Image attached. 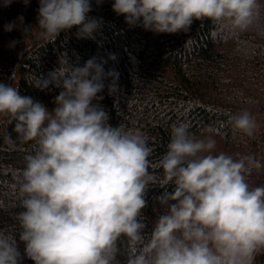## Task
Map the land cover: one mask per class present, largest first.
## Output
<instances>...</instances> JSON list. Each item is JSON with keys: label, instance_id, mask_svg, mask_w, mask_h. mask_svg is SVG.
Listing matches in <instances>:
<instances>
[{"label": "clouds", "instance_id": "9594fccd", "mask_svg": "<svg viewBox=\"0 0 264 264\" xmlns=\"http://www.w3.org/2000/svg\"><path fill=\"white\" fill-rule=\"evenodd\" d=\"M13 2L2 0V6ZM91 10L90 0H39L37 38L51 43L73 26L79 37H90L99 26L89 18ZM112 10L130 26L155 33L186 32L194 20L205 19L243 32L264 11V0H114ZM108 77L114 78L111 94L118 73L105 72L104 62L62 61L38 83L61 89L51 110L17 86L0 83V114L14 122L21 140L36 145L19 181L23 211L16 218L24 254L34 264H119L123 237L126 264H253L264 252V186L250 187L247 177L264 164L212 154L215 141L194 138L184 122L171 126L166 153L151 162L147 137L124 124L113 127L107 112L93 104ZM227 123L249 137L256 127L246 110ZM170 184L173 190L157 198L167 211L146 233V191ZM20 260L16 238L0 231V264Z\"/></svg>", "mask_w": 264, "mask_h": 264}, {"label": "trees", "instance_id": "16d2710c", "mask_svg": "<svg viewBox=\"0 0 264 264\" xmlns=\"http://www.w3.org/2000/svg\"><path fill=\"white\" fill-rule=\"evenodd\" d=\"M89 18L98 22L90 37H79V26L62 30L54 42L37 38L39 0H0V83L15 85L49 110L55 107L60 88L46 89L39 81L59 69L62 61L83 66L90 58L104 62L105 72L115 71L116 91L109 93L113 77L93 104L108 114L113 127L124 124L140 130L153 149L149 160L158 161L167 151L171 126L189 125L196 139L214 140L212 154L233 159L252 157L264 164V11L246 31L214 27L210 20H194L188 31L155 33L130 26L123 15L112 10L114 0H90ZM22 17V20L20 19ZM14 23L12 31L5 26ZM115 59H111V56ZM15 78V79H13ZM248 111L256 127L251 137L234 131L228 118ZM14 122L0 114V231L16 238L20 264H34L24 254L17 215L20 207L19 181L25 156L34 152V141L24 142L14 132ZM11 135V140L8 139ZM152 171V169H150ZM157 174L163 173L157 170ZM250 187L264 186V168L248 175ZM173 185H149L142 219L150 233L158 217L167 211L158 197ZM119 264H126L127 240L119 241ZM253 264H264V252Z\"/></svg>", "mask_w": 264, "mask_h": 264}]
</instances>
